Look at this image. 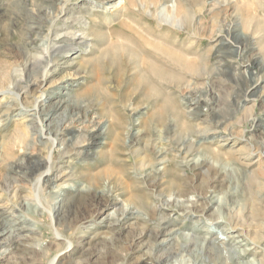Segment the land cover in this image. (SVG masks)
Returning <instances> with one entry per match:
<instances>
[{"label":"rangeland","instance_id":"obj_1","mask_svg":"<svg viewBox=\"0 0 264 264\" xmlns=\"http://www.w3.org/2000/svg\"><path fill=\"white\" fill-rule=\"evenodd\" d=\"M72 1L71 11L61 19L72 12L84 14L86 27H78L85 28L80 34H86V39L70 51L57 52L47 64L45 79L46 65L38 62L25 68V56L49 43L55 35L44 23L54 15L49 0H0V226L32 222L23 218L25 210L13 201L14 185L22 184L20 189L24 192L31 189L40 206L49 208L53 196L68 201L76 190L86 187L87 174L108 166L119 172L123 182L115 184V179L104 176L99 185L101 193L109 192L116 204L103 205V198L94 191L66 203L60 214L62 237L52 238L53 234L46 231L47 240L54 242L49 248L51 255L41 257L32 250L21 249L16 242L7 252L0 253V264H138V258L147 254L160 256L173 249L175 243L184 244V237L192 236L221 238L217 247L224 255L218 258L203 251L208 258L203 257L201 264H223L225 259L229 261V253L241 255L244 249L252 247L257 249L239 260L257 264L264 258V0H177L181 11L187 9L193 17L196 29L163 21L160 27L150 30L156 37L168 36L176 49L185 47L190 61H201L194 72L192 69L188 74L182 73L179 83L157 80L141 62L138 67L134 62L125 64L118 72L107 55L102 66L96 65L111 40L134 45L138 39V46L150 48L149 40L155 36L147 34L146 29L159 22L154 6L149 8V4L171 6L173 0H142L152 11L134 0L138 6L131 18L115 7L110 8L111 5L95 8L89 0ZM79 9L84 11L80 13ZM87 9L89 12H85ZM123 18L132 19L133 26L135 19L138 21V37L126 27L112 32V26ZM172 67L175 70L177 66ZM23 68L25 74L20 79ZM251 77L258 80V85L248 87ZM24 85L30 88H22ZM90 88L98 89L99 94L89 98L91 104L86 106L81 102L87 97L83 100L80 95ZM41 90L45 93L37 103ZM52 105L53 109L46 110ZM43 109L47 112L41 114L46 127L40 134L41 124L33 114ZM78 110L81 118L70 117ZM60 119L62 125L58 123ZM47 124L54 132H61L55 140L53 134L47 137ZM28 127L29 152L23 154L17 149L12 155L7 153L8 140ZM74 140L81 141L71 143ZM142 157L149 166L143 172L138 170ZM205 157L209 161L202 167L194 166ZM23 158L31 161L25 175L10 169L13 159ZM50 163L54 169L47 172ZM157 171L164 172L157 180L158 186L142 182L145 177L153 179ZM246 172L252 176V194L242 180ZM47 173L50 175L46 176ZM55 176L50 184L43 183L44 178ZM170 180L178 181L181 193L171 192L167 185ZM144 192L151 193L154 205L158 204L157 192H165V199L175 201L166 210L172 220L164 224V234L153 239L154 247L141 246L150 237L138 239L140 228L136 218L129 217L124 228L109 225L117 206L131 204L136 210L138 205L130 197ZM193 201L206 203V208L188 211ZM98 206L102 211L79 227V219L96 212ZM41 220L47 222L50 217L46 214ZM196 225L199 227L193 230ZM241 233L244 235L238 237ZM162 239L165 244L161 245ZM66 240L70 242L68 247ZM56 243L62 245L58 247ZM189 248L196 246L192 243ZM189 257V250L181 249L173 253L171 260L181 264Z\"/></svg>","mask_w":264,"mask_h":264},{"label":"bare ground","instance_id":"obj_2","mask_svg":"<svg viewBox=\"0 0 264 264\" xmlns=\"http://www.w3.org/2000/svg\"><path fill=\"white\" fill-rule=\"evenodd\" d=\"M136 1L140 2L141 5H143L144 7L147 8L146 4H144V1H142V0H136ZM136 1H134V0H89L90 3H94L93 6H95V8L97 6H101L102 4L105 5L106 8H108V6L111 5L110 8L115 7L117 9H119L120 11L124 12L123 14L125 16H127L128 18H131L134 15V11L137 10L136 8H137L138 4ZM49 2H50V6H52L54 15H53V18L51 15H50V17L48 16L47 20L44 23H45V25H48L49 32L52 34L55 33V35H53V37L51 36V40L49 41V43H47L46 45L39 46V47L35 48V50H30L25 56V60H26L25 68H27L29 65H35L38 62L46 65L44 72H43V74H44L43 77L45 79L47 78V74H48L47 64H49L50 61H53L55 55H58V54H56L57 52L64 53V52L70 51L72 48L79 45L81 43V40L85 41L84 39H86V34L84 36H82L80 34V31L85 30V28H79L78 24L84 25L85 27L87 24L84 20V19H86L84 17L85 15L84 14L75 15L74 14L75 12H72L71 16H68L67 18L61 19V17L65 13H68L71 11L70 10V8H71L70 4H71V2H73L72 0H49ZM184 2H185V0H184ZM163 4H165V3H163ZM149 5H150L149 8L152 7V5L154 6V11H155L154 14H155V17L158 19V22H159V24L155 23L152 26H148L146 29L147 34L151 33L152 36H155V39L151 38V40H149L150 41L149 46H151V47L150 48H142V47L138 46V39L134 42V45H131V44L126 43L124 41L111 40L110 46L105 48L102 51V54H101L102 57L100 56L98 58V60H96L97 61L96 65L102 66L103 65V59L105 57L109 56L108 61L111 63L112 66L116 67L118 72H120L122 69H124L125 64L134 62V63H136L135 65L138 67V62H141L143 67L149 71L150 75L155 77L157 80H159L161 82L179 83L180 80L182 79V77H181L182 73L188 74V72L192 69L194 72V69L197 70L200 67L201 61H199V62L197 60H191L190 61V59H189L190 57L188 58L187 50L185 47L176 49L174 47V45H175L174 41H172L168 36H165L164 38L156 37V34L152 33L153 31L150 30V28L154 29V28L160 27L161 23L163 21H166L170 24H175V25L177 24V25L186 26V27L188 24V27H192L195 30L196 29L195 26L192 25V23H193L192 18L193 17L190 16L189 11L187 9L185 12L181 11V9L179 7L181 4L179 5V2L177 0H173L171 6H168V5L159 6V5H155L154 2L150 3ZM149 8H147V9H149ZM82 11H84V10L79 9L78 12L81 13ZM148 11H152V10L149 9ZM85 12H89V10L87 9V10H85ZM210 16H211V14H210ZM70 19H72L73 21ZM58 20L61 21L60 24L58 23ZM69 21H72L71 24L67 23ZM135 21H134L135 26H133L132 25L133 24L132 19L128 20L127 18H123L118 23H116L115 25L112 26V32L115 34V33H117L118 29H122V28L124 29V27H126L125 30L128 29L127 31H129L130 33L134 32L135 35L138 37V33H140V32H138L139 26H138V21L136 19H135ZM196 24H197V22H196ZM70 27H74V28L71 29ZM178 28H179V26H178ZM83 33H85V31H83ZM111 36H112V33H111ZM193 36H194V34H193ZM221 43H222V41H221ZM126 56H128V57H126ZM139 60H141V61H139ZM171 65L177 66L175 69V70H177V72L173 69V67L170 68ZM25 68L22 69L23 72L21 73L20 79H22L23 75L25 74V72H24ZM178 71H180L179 74H178ZM151 76H149V78ZM45 79H43V81ZM142 79H143V77H142ZM144 79H145V77H144ZM250 81H251L250 84L247 83L248 87L249 86L253 87L255 85H258V80H256V78L254 79V77H251ZM21 87L26 88V89L30 88L27 85H24ZM40 87H41V84H40ZM40 87H39V89H40ZM44 93H45L44 90H41L40 94H38V96L36 95L37 96L36 97L37 103H38L39 98L42 97V95ZM97 94H99V90L96 88H90V89L86 90L85 92H83L80 95V99L83 98L84 96H86L87 100L89 102H86L87 101L86 100V101H83L81 103L85 104L86 106L91 104L90 100H92V99H89V98H92V97L96 98L94 96H96ZM17 96H20V95H17ZM86 97H84V98H86ZM84 98H83V100H84ZM83 104H81V105H83ZM168 105H169V107H172L171 103H169V102H168ZM168 105H166V106H168ZM54 106H55V104H54ZM54 106L52 105L49 107V109H46V110H51V109H53ZM169 107H167V109ZM45 112L46 111L43 109L41 112H39V113L36 112L33 114L35 121L40 122V124H41V126H39L40 127L39 129L41 132L40 134H43L44 128L46 127L44 125V122H45L44 119L45 118L44 119L41 118V114H45ZM164 112H165V110H164ZM80 116H81L80 110L75 111L72 114V116L70 115V117H72V118H76V117L81 118ZM61 121H63V120L60 119L58 123L61 124L62 123ZM50 125L51 124H47L48 127H47L46 135L48 138H50V136L53 134L54 135L53 140H55L58 136H60L61 132L59 130L54 132V130L51 128ZM18 131H19V133L17 135H15L14 137H12L11 139L8 140V146H7L8 152L7 153H9L10 155L14 154L17 149L19 150V152H21L23 154H26L29 152L27 150L28 149L27 145H28V140L31 138V130L28 127L27 129L18 130ZM18 131H16V133ZM80 141L81 140H79V141L74 140L71 143L76 144L77 142H80ZM82 141H84V140H82ZM64 146H66V145H64ZM191 151H192V149H191ZM187 152H188V150L185 151L186 154H187ZM105 156H107V155H105ZM140 156H142V155H140ZM27 158H23L21 160L13 159V161L10 165V169L14 170L16 172H23L24 175L27 174V171L25 169L27 167H29L31 164V161H29ZM141 161H142V163L138 167V170L143 172L147 168H149V166H146L147 160L145 157H142ZM208 161H209L208 158H206V157L202 158L201 160L196 161L194 166L195 167H202ZM160 162H162V161H160ZM189 168H190V166H189ZM53 169H54V164L50 163L49 166H47L46 171L51 172V171H53ZM118 173L119 172L115 168L108 166L105 169H103L102 171L92 173V174H87L86 175L87 185L85 188L76 190L77 191L76 194L72 193L73 195L71 194L72 196L68 201L66 200L67 198L66 199L60 198L57 195L53 196L51 198V200H49V202H48L50 205L49 208L46 206H40V204H39L40 201L36 200L35 195H33V193H31V191H30L31 189L30 190L28 189L29 191L26 190V192H24L21 190L23 187V186H21L22 184L21 185L20 184L14 185L13 186V188H14L13 201L16 205H18V208L20 210H22V211L25 210V215L23 218L24 219H26V218L32 219V222L30 224L25 223V224L20 225V223L18 224V222L12 223L10 221L11 222V223H9L10 225H6L4 223L3 226H0V253L7 252L9 250V247H11V245L15 244L16 242H19L21 249H24L27 251L32 250L33 252H36L37 254H39L41 257H46V256L51 255L49 248H50V246H52L54 244V242H52L51 240H50L51 242L48 241L46 237H47L48 233L53 234V236H51V237L52 238L55 237V239L62 237L63 234L59 231L60 224H61L60 214L64 212V208L66 206V203H69L71 200H74L76 197L84 196L83 193H88V192L90 193V192L94 191L96 195H100V197L103 198V201H101V203L103 205L116 204L117 200H114L109 195L110 194L108 192L109 188H107V192L109 194L104 193V191H103V193H101V191H100L101 188L99 185H100L101 179L104 176L105 177L107 176L109 179H115L114 180L115 184H116V182L122 183L123 181L120 180V176H118ZM48 174L49 173H47L46 176H48ZM163 174H164V172L157 171L155 173L154 177H152L153 179H150L149 177H145V179H142V182L148 183L150 181V185H151V183L156 184L158 182L157 180H159V181L161 180L160 178L163 177ZM42 176H43V173L41 176H39L40 177L39 182H41ZM242 176H243L242 177L243 183L246 184L247 192L248 193L250 192V194H252L251 193L252 190L249 188V185L251 184V182H253L251 174L249 172H246V173H243ZM55 178H56V176L53 178L52 177L51 178L50 177L44 178L43 183L44 184L45 183L50 184V182H52V180H54ZM167 185L170 189H172L171 192H173V194L175 193L177 195V194L181 193V191L178 190L180 188L179 187L180 184L178 183V181L170 180ZM151 186H154V185H151ZM44 187H46V185ZM153 189H154V187H153ZM139 191H141V190H139ZM156 191H157V189H156ZM164 195H165V192H162V193L157 192L156 193V199L158 198V200H156L158 202L157 205H154L153 201H151V198L153 197V196H151V193L144 192V193H138V195L131 196L130 197L131 202L138 205V208L136 210H134L133 209L134 206L132 207L131 204H129V205L126 204L123 206L122 205L117 206L118 207L117 212L112 217V219L110 220L109 225L111 226V228L113 226H117L118 228H121V227L124 228V226L126 225L127 219L129 217H132L134 219L136 218V220L138 219V227L140 228V230H138V239L143 240L144 236L150 237L149 240L143 241L141 246L144 247V246L149 245V247H154L153 239H155L159 234H164L163 233L164 232V224L166 222H169L170 220H172L170 214L166 213V210H167V208L173 207L175 205L174 204L175 201H171V199H169V200L165 199ZM24 199H30V201L24 202ZM249 199H251V198H249ZM214 200H215L214 198L211 199V202H213ZM251 202H252V200H251ZM254 205H255V202H254ZM257 206L255 205L256 209L260 212V208ZM187 208L188 207H185L184 209H187ZM205 208H206V203L198 204L197 202L193 201L191 206H190V210H188V211L198 212V211H203ZM251 210H253V209H251ZM12 211H14V210H12ZM100 211H102L100 206L96 207V212L92 213L90 216L88 215V216H84V217L80 218L79 221L77 222V225H79V227H84L89 221L92 220V218L95 216V213H100ZM157 213H159V215ZM46 214H48V216L50 217V220L47 222H42L41 218L43 216H45ZM15 215H16V213H15ZM153 215H157V216L152 218ZM211 219L215 220L217 218L211 217ZM140 220L143 221V223H140ZM24 222H26V221H24ZM135 223L137 224V222H135ZM70 226H71V224L68 223L69 228H70ZM197 227H199V225L198 226L196 225V227H193V230H195ZM89 228H90V226L88 227V229ZM46 231L48 233H46ZM167 233H168V231H167ZM245 234L248 235L249 230L247 232H245ZM243 235H244V233H241L237 236L240 237ZM184 238H185L184 244L180 245L178 243H175L173 245L174 246L173 249L169 248L166 253H163L162 255L157 256V257H154L151 254H147L146 257L145 256L140 257V258H138V264H180V263H177L176 261H172L171 259H172L173 253L175 251H179L181 249L182 250H189V255H190V257L188 259H186V260L184 259L183 261H181L182 262L181 264H201L200 262L203 260L202 259L203 257H205L206 259L208 258V256H204V252H203V251H207V250L209 252H212L214 255L216 254V256L218 258H220L222 255H224V252L221 251L217 247V242L221 240L220 237L212 238V236H209V237L200 238L197 236H192L190 238H187V237H184ZM66 241H67V243L66 242L65 243L67 244L66 246L68 247L70 245V242L68 240H66ZM192 243L196 246V248L190 250L189 246ZM56 244L58 247H60L62 245V243H56ZM157 244H155V245H157ZM160 244L161 245L165 244V241L163 240L162 242H160ZM234 244L236 245V243H234ZM256 244H254V245H256ZM241 248H242V246H241ZM253 248L255 249L256 247L244 249L243 252H241V255L229 253V256H228L229 261L227 262L225 259L223 264H252L251 263L252 261L251 262L240 261L239 257L248 255L249 252L251 250H253ZM209 249L212 251H210ZM61 250L62 249H60V251ZM57 256H58V253H56V255L53 256L52 263L56 260ZM0 258L3 259V255L0 256ZM209 258H210V255H209ZM253 262H255V261H253ZM58 263H60V261ZM257 264H264V258L263 257L260 258L259 261L257 262Z\"/></svg>","mask_w":264,"mask_h":264}]
</instances>
